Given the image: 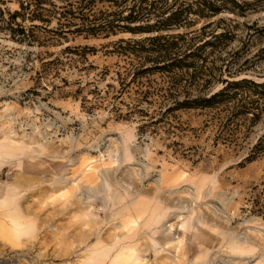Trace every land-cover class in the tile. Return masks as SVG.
<instances>
[{
  "label": "rangeland",
  "instance_id": "374dc122",
  "mask_svg": "<svg viewBox=\"0 0 264 264\" xmlns=\"http://www.w3.org/2000/svg\"><path fill=\"white\" fill-rule=\"evenodd\" d=\"M237 1L240 12L214 15L231 18L233 33L213 64L239 69L221 77L263 82L264 0ZM4 17L0 10V264H264V146L254 148L264 142V86L230 143L215 139L201 109L139 132L136 114L117 116L133 92L113 96L124 61L107 50L147 33L59 38L38 26L37 40L18 41ZM76 44L92 50H63ZM25 218L32 227L21 235L12 222Z\"/></svg>",
  "mask_w": 264,
  "mask_h": 264
},
{
  "label": "trees",
  "instance_id": "16d2710c",
  "mask_svg": "<svg viewBox=\"0 0 264 264\" xmlns=\"http://www.w3.org/2000/svg\"><path fill=\"white\" fill-rule=\"evenodd\" d=\"M6 1L17 5L11 11L0 10L6 11L3 22L9 36L18 41L37 40L31 31L38 26L49 37L59 38H67L69 33L105 35L115 30L147 33L118 37L107 50L124 61L117 64L121 68L114 72L118 85L113 96L128 87L133 92L124 112L117 111L112 104L110 107L117 111V116L136 114L139 132L157 120L176 118L178 110L201 109L207 110L209 119L216 123L215 139L230 143L236 129L249 124L256 114L251 109L257 107V98L251 94L255 87L264 86V81L256 82L245 76L221 77L224 69L227 74H237L239 69L227 64L216 68L211 56L233 33L231 18L214 15L225 9L240 12L237 0H228L229 4L224 0H0V3ZM51 18L53 25H49ZM196 19L203 20L190 30L159 32L162 28L194 24ZM63 50L83 57L92 47L65 45ZM215 81L219 86L212 89L210 85ZM263 146L261 139L254 144V148Z\"/></svg>",
  "mask_w": 264,
  "mask_h": 264
},
{
  "label": "clouds",
  "instance_id": "9594fccd",
  "mask_svg": "<svg viewBox=\"0 0 264 264\" xmlns=\"http://www.w3.org/2000/svg\"><path fill=\"white\" fill-rule=\"evenodd\" d=\"M32 227L29 220L20 219L12 222V228L14 231H18L21 235L26 234L27 230Z\"/></svg>",
  "mask_w": 264,
  "mask_h": 264
}]
</instances>
